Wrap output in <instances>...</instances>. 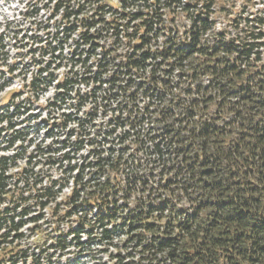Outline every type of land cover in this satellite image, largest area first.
Returning a JSON list of instances; mask_svg holds the SVG:
<instances>
[{"label":"trees","instance_id":"obj_1","mask_svg":"<svg viewBox=\"0 0 264 264\" xmlns=\"http://www.w3.org/2000/svg\"><path fill=\"white\" fill-rule=\"evenodd\" d=\"M215 2L206 0L194 16L199 6L191 0L165 3L169 11L175 4L185 13L190 27L183 28L173 27L175 14L165 25L159 9L147 18L145 9H138L128 19L127 26L134 21L137 25L127 34L124 47L129 51L123 53L118 47L120 25H114L113 44L102 46L104 34L87 31L102 18L84 16L86 5L72 8L71 0L37 3L23 14L26 27L11 28L15 20L6 22L0 31V68H6L0 69V93L16 78L23 84L0 106V249L7 247L8 264H27L28 258L32 264H58L53 258L73 246L77 260L67 264H78L95 243L116 246L111 253L115 264H258L264 254V31L255 28L264 24V17L232 18L234 30L244 31L240 24L245 21L253 24L243 39L227 29L214 32ZM154 37H163L166 45L155 52L149 48ZM70 41L77 45L65 56ZM82 43L89 47L81 48ZM29 56L32 59H24ZM93 57L97 59L89 65ZM69 65L87 67L83 76L78 68L70 76ZM60 69L66 70L63 79ZM53 81H58L57 91L55 99L47 101L44 118L31 112L39 99L33 97ZM90 81L95 84L90 94L80 97L78 110L105 88L111 95L105 92L99 107H90L83 119L65 111L56 119L54 113L71 98L74 86ZM125 90L128 103L109 107ZM138 100L143 111L136 108ZM103 117L109 126L96 127ZM70 123L75 126L69 128ZM87 129L100 139L92 136L91 144L112 141L90 162L103 170L83 181L84 166L71 161L87 138L77 136ZM41 131V143L29 138H41ZM44 165L56 166L68 177L46 178L40 174ZM67 178L75 181L65 201L68 209L53 214L58 226L47 236L42 224L50 221L39 210L55 202ZM74 215L77 228L62 232L61 222ZM28 223L36 225L42 242L52 240L47 248L40 240L37 251L16 243L23 240L20 229ZM86 230L87 239L82 240ZM122 235L126 238L115 243Z\"/></svg>","mask_w":264,"mask_h":264},{"label":"clouds","instance_id":"obj_2","mask_svg":"<svg viewBox=\"0 0 264 264\" xmlns=\"http://www.w3.org/2000/svg\"><path fill=\"white\" fill-rule=\"evenodd\" d=\"M46 2V0H23L21 3V0H0V16H3L6 20H19V15H13V13L18 8H24L25 5L31 3L33 5L37 3H43ZM169 2V0H90V2L86 3V0H71V7L72 8H78L81 5H86L87 11L84 13V16L91 18V19H97L102 18V21L99 23H96L94 27H91L87 29V31L92 33H103L105 36V40L102 41V46L107 47L111 46L113 44L112 32L115 30L114 25L119 24V45L120 51L127 52L129 49L127 47H124L128 44V36L127 34L130 33L133 30V27L137 25V22H133L132 26L128 25V19H131L133 15L137 12L138 9L144 8L145 9V18L153 15V13L156 12L157 9L160 10L161 15L163 16V22L165 25H167L171 19V16L173 14L176 15V23L173 25V27H181L183 25L184 27H190V22L186 19L185 13L181 10H179V5H172V11H169L167 8L164 7L165 3ZM189 0H183V3H188ZM192 3L198 5V9H194L192 12V15H195L196 10H203L204 9V3L206 0H191ZM221 6H224L227 10V15L224 13H221L219 9ZM102 8L101 11H97V9ZM50 11V9L48 10ZM212 11L217 16H219V19L221 20V24H218L213 31H218L221 27L228 28L231 31L232 36H237L239 34L240 38L243 39L248 31H253V24L248 23L245 21L244 23L240 24V29H243L244 31L239 30H233L231 26L227 23V21H230L232 16L239 15L242 18H250V17H264V0H216V2L212 5ZM93 13H96V16H93ZM127 14V19L122 18L123 14ZM159 23V20L157 21ZM255 23V21H253ZM16 24H12L11 28H15ZM139 31L141 33L144 32V28L140 27ZM255 31H264V24H258L255 28ZM183 29L181 28V36H182ZM208 36H211V33L208 34ZM79 37V33H77L74 36V39ZM111 37V38H109ZM208 37H205L207 39ZM203 42V41H202ZM83 48H88V44L81 45ZM166 45L163 42V37L155 38L153 39V44L149 45V48H152V50L155 52L158 49L164 48ZM71 47H74L72 45L71 41L69 42L68 46H65L64 48V54L67 56L70 52ZM99 55V50H98ZM25 60L32 59V57H25ZM97 57H93L91 61H89V65H92V61L96 60ZM194 59H202V58H194ZM45 62H47V57L45 58ZM69 67L73 68V71L69 73L70 76L76 75V69L79 68L80 76H83L85 73V68L87 66H72L69 65ZM36 67L32 68V72H36ZM91 71H95V66L93 65L91 67ZM63 72L64 70H61V75L59 76V79H63ZM43 76H47L48 73L45 72L42 74ZM143 75L150 79L148 76V73L145 72ZM161 76H163V72L160 73ZM79 78V77H78ZM29 79H31V76L29 75ZM173 82H175V74H172ZM203 83L207 84L208 79L202 78ZM58 81H53L50 87H41L39 89L35 96L33 97L36 99V97H39L37 100L38 103L44 104L47 103L49 98L55 99V92L56 89V83ZM187 83V82H186ZM126 89V85H125ZM108 93L111 95V90L108 88H105L104 92H101L99 94V98L91 101L90 103L85 105L84 110H78V101H80V97L84 96L85 93H91V86H86L84 83H80L76 86H74V90L70 93V99H67L65 103L61 105L62 109L64 111H71L76 116L80 117L81 119L85 118L87 116V108L92 107L93 105H96L99 107V105L102 103V97L104 94ZM127 95V91L123 94H121L120 99L115 101H110L109 107L115 109L117 105H121L122 103H128V101L125 99ZM140 100H143V97L139 98ZM146 103V101H145ZM129 107H132V104L129 103ZM136 108L139 111H143V104H141L138 101H136ZM103 111V110H102ZM113 113L109 112L108 116H111ZM47 115V113H45ZM56 119H61L60 112L56 111L54 113ZM127 115V114H125ZM5 123H7L5 121ZM74 124H69L68 127H74ZM108 117H103L102 121L96 122V127L98 128H106L108 127ZM146 127V126H145ZM63 131L66 132V129ZM92 135H95V132L91 133ZM42 135V134H41ZM75 139V137H73ZM88 148L85 147L83 149V153H87ZM62 153H56V155H61ZM115 159V157H113ZM77 160H79V156L77 157ZM75 162V161H73ZM67 166V163H65V167ZM48 171H51L54 176H58L59 174L54 169H49ZM70 179V178H67ZM85 179H87V176H85ZM45 183H48V181H45ZM71 191V188H65L63 191V195L60 196V199H63L64 196L68 195V193ZM186 203V201H185ZM76 221L73 220L71 223H75ZM53 227H55L53 225ZM63 230H66L68 225L64 224L61 226ZM21 247H26L29 244H32V240L28 239L27 237L20 242ZM35 247V245H33ZM15 250V248L13 249ZM255 250V249H250ZM94 251H98V249H94ZM10 253L7 250V247L3 250V252H0V264H8V256ZM59 255V253H57ZM31 256V254H30ZM103 259H108L107 256H104ZM137 260H139V257H136ZM20 264H24V261H21ZM27 264H32L31 258L27 259ZM216 264H220V261L217 260ZM258 264H264V254H261V258L258 261Z\"/></svg>","mask_w":264,"mask_h":264},{"label":"rangeland","instance_id":"obj_3","mask_svg":"<svg viewBox=\"0 0 264 264\" xmlns=\"http://www.w3.org/2000/svg\"><path fill=\"white\" fill-rule=\"evenodd\" d=\"M13 2H14V0H13ZM23 2V0H21V3ZM35 7H37V4H35V5H33V4H31V3H29V4H27V5H25V7L24 8H18V9H16V11L13 13V15L15 16V15H19V17H20V19L17 21V20H15V19H13V20H15V22H14V24H16V25H19V24H24V26L26 27V26H28V22H27V20H24V18L22 17V14H24L25 12H31L33 9H35ZM222 13H224L225 15H227L228 13H227V10L225 11V12H222ZM215 17V20H216V22H217V24H216V27H217V25L218 24H221L222 22H221V20L219 19V16H217L216 14L214 15ZM239 16V15H238ZM233 17H235V16H232V18ZM232 18H231V20L230 21H227V23L230 25L231 23H232ZM6 21H11V20H6L5 18H3V16H0V31L2 30V25L6 22ZM231 26V28L234 30V28L232 27L233 25H230ZM181 27L183 28V25H181ZM215 27V28H216ZM224 29H227L228 31H230L228 28H225V27H221L218 31H221V30H224ZM231 32V31H230ZM102 41H104V39H102L100 42H101V44H102ZM73 45H74V47L77 45L75 42H73ZM74 47H73V49H74ZM81 48H82V46H81ZM119 52H121L120 50H119ZM119 59H121V58H119ZM118 61V60H117ZM79 66V65H78ZM63 70H65V69H63ZM61 72V71H60ZM80 73V72H79ZM21 84H22V82L19 80V79H16L15 81H13V83L9 86V87H7L2 93H0V105H2V104H7L8 103V101H9V98H10V95L12 94V92H14V91H18V90H20V88H21ZM91 87H92V84L90 85ZM35 103V106H45L46 105V103H44V104H41V103H38V102H34ZM33 103V104H34ZM90 108V107H89ZM89 108H87V110H89ZM102 117V116H101ZM117 147V146H116ZM49 169H54L58 174H60V171L59 170H56V168H51V167H48V166H43V168L41 169V171L40 172H42L44 175H47V174H52L53 175V173L51 172V171H48ZM54 176V175H53ZM57 177V176H56ZM134 204V201H133V203H131V205H133ZM51 216V215H50ZM64 224H67V223H63L62 225H64ZM53 225L55 226V227H53ZM57 223H54V224H52V223H50V224H45L44 226H43V229H45V232H46V235H49V234H51V233H53V229L54 228H57ZM32 233H28V236H27V234H26V237L28 238V239H30V240H32V244H29V245H27L26 247H30V245H34L33 243L34 242H37L38 240H41L40 238H41V236H39V235H37V234H35V236L33 235ZM25 237V238H26ZM24 238V239H25ZM49 238V237H48ZM110 250H114L113 248H110ZM115 251V250H114ZM1 252V251H0ZM104 256H107L108 257V254L107 253H104V252H96V254H92L91 256H88V257H85V259H87V261L89 262V264H92V263H95V262H99V264H105V263H108V264H113V261H110L109 260V257H108V259H103V257ZM84 259V260H85ZM88 264V263H87Z\"/></svg>","mask_w":264,"mask_h":264}]
</instances>
